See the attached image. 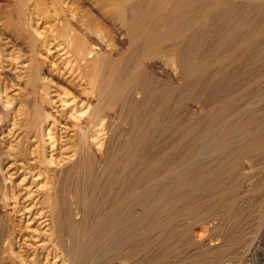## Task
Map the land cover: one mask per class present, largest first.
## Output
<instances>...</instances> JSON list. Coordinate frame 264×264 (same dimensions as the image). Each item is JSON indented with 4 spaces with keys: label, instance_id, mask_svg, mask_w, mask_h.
Listing matches in <instances>:
<instances>
[{
    "label": "rangeland",
    "instance_id": "1",
    "mask_svg": "<svg viewBox=\"0 0 264 264\" xmlns=\"http://www.w3.org/2000/svg\"><path fill=\"white\" fill-rule=\"evenodd\" d=\"M205 2L168 51L107 0H0V264H264V9Z\"/></svg>",
    "mask_w": 264,
    "mask_h": 264
},
{
    "label": "bare ground",
    "instance_id": "2",
    "mask_svg": "<svg viewBox=\"0 0 264 264\" xmlns=\"http://www.w3.org/2000/svg\"><path fill=\"white\" fill-rule=\"evenodd\" d=\"M107 1H109L110 4L113 6V8L116 11H118L119 13H121L122 16H123V18L126 20V22H125L126 23V28H128L129 33H130V36H131L132 39L137 38L138 37V34L141 33V35L143 37V41H144V42L143 41L142 42H143V44H145L146 48H150V49L158 48V49H161V50L171 51V49L173 47H175V44L178 42V41L176 42V40H178L177 38L181 37V30L180 31L179 30H173L172 27L175 26V25L173 26V24L175 22V16L173 15V12L178 8L179 3H181V1H183V0H107ZM186 1L189 2V3H194L197 0H186ZM204 1H206L204 3V9H203L204 13L210 7H214V8H218L219 11H221L222 15H226L227 14V11L229 10L228 9V7H229L228 5H233L234 6L236 3H238V1H239V3H240V1H245L246 3L244 5H247L248 4L250 7H251L252 4H254L253 7L258 6V7L262 8V9H264V0H204ZM128 11H129V13H128ZM230 15H232V14H230ZM247 16H248V14H247ZM146 17H149V18L152 19L151 22H150V24H147L146 25V23H141L140 22L142 19H145ZM33 31H34V29H33ZM179 40H180V38H179ZM177 45H178V43H177ZM176 58H174V59H176ZM167 59H169V57ZM96 72H98V71H96ZM95 81H96V86H97L98 89H100V88H102V87L105 86V80H104V78L102 77L101 74H98V73L96 74ZM4 100L5 99H2L1 96H0V109L3 110V111L8 108V107L6 108V102L7 101L5 100L6 101L5 102ZM86 108L87 107H85V109ZM89 112L90 111H88V109H86L84 111V113H89ZM70 157L72 158L73 156H70ZM58 212L59 211H58L57 205L54 204V203L51 204V215H52L53 220L57 224H58V219H60ZM63 237H64V235H63ZM58 241H59V244L62 246V248L65 250L64 243L62 242V240H61V238L59 236H58ZM66 251H67V254H69V256H71V257L74 256L75 255V252H76L75 249H66Z\"/></svg>",
    "mask_w": 264,
    "mask_h": 264
}]
</instances>
